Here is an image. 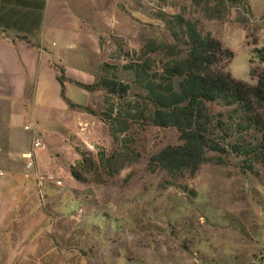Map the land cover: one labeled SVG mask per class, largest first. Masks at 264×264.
<instances>
[{"label": "rangeland", "instance_id": "374dc122", "mask_svg": "<svg viewBox=\"0 0 264 264\" xmlns=\"http://www.w3.org/2000/svg\"><path fill=\"white\" fill-rule=\"evenodd\" d=\"M245 3L104 0L96 5L86 44L91 83L85 85L107 76L108 65L117 67L106 69L130 90L120 98L70 82L67 100L59 91L41 108L44 144L35 169L27 170L24 154L19 155L13 160L18 189L4 190L17 192L13 198L20 205L8 220L0 219V264H264V162L250 165L231 151L239 137L229 130V108L208 104L207 136L227 153L208 152L196 172H169L153 158L180 145V133L153 125L147 93L125 68L149 61L162 72L177 55L184 56L185 44L168 23L182 16L234 53L226 70L235 79L256 83L251 72L260 65L253 52L264 45V0ZM250 136L243 137L244 145L252 144ZM4 143L0 156L7 159ZM31 147L32 141L25 153ZM3 158L0 183L10 176ZM3 197L0 193V202Z\"/></svg>", "mask_w": 264, "mask_h": 264}, {"label": "trees", "instance_id": "16d2710c", "mask_svg": "<svg viewBox=\"0 0 264 264\" xmlns=\"http://www.w3.org/2000/svg\"><path fill=\"white\" fill-rule=\"evenodd\" d=\"M227 2L231 5L247 6L245 0ZM168 23L172 25L170 31L174 38L185 44V55H177V58L164 66L162 72L154 71L149 61L125 66L128 71L134 73L135 83L139 88L147 93L146 99L153 107L149 110L153 125L160 128L173 127L180 133L182 143L162 150L153 158V162L169 172L181 170L196 172L208 161V152L227 153L223 148L210 142L207 136V125L212 123L208 104L220 103L229 108L226 116L229 130L239 137L231 151L245 157V163L251 165L257 161L263 164L264 45L255 48L253 52V58L260 65L251 72V78L256 82L251 84L235 79L226 70L234 58V53L227 50L212 34L199 32L195 25L182 16H175L174 20ZM17 38L27 40L25 37ZM105 66L113 72L118 70L114 66ZM54 67L58 72L61 95L65 100L67 82L90 92L103 89L120 98L130 90L129 85L119 82L116 75L112 77L111 71L106 68L104 71L107 76L101 77L96 85L90 86L68 79L62 67L58 65ZM114 111L112 107L110 113ZM118 123L119 126L122 125L121 121ZM220 124L221 122L218 126H221ZM121 129L120 131H125V128ZM248 133L253 138L252 144L244 145L242 139ZM111 134L117 139V133L113 128ZM72 175L78 178L74 170Z\"/></svg>", "mask_w": 264, "mask_h": 264}, {"label": "crops", "instance_id": "0c3cea01", "mask_svg": "<svg viewBox=\"0 0 264 264\" xmlns=\"http://www.w3.org/2000/svg\"><path fill=\"white\" fill-rule=\"evenodd\" d=\"M102 1L0 0V142L8 147L4 154L7 159H0L10 173L0 183V193L5 197L0 202L2 221L20 205L19 199L13 198L17 192L4 190L18 189L19 167L13 160L25 154L34 137L25 127L34 124L41 132V108H48L52 96L61 92L54 66L62 67L68 79L91 83L86 44L93 19L90 15ZM70 87L65 83V91Z\"/></svg>", "mask_w": 264, "mask_h": 264}, {"label": "built area", "instance_id": "2783aa9c", "mask_svg": "<svg viewBox=\"0 0 264 264\" xmlns=\"http://www.w3.org/2000/svg\"><path fill=\"white\" fill-rule=\"evenodd\" d=\"M25 130H29V131L31 130L34 132L32 147L23 156L24 159L26 160V169L33 171L36 166L37 152L43 148V144H44L43 135L39 130H37L34 124H30L26 126ZM0 176H3V172L1 171H0Z\"/></svg>", "mask_w": 264, "mask_h": 264}]
</instances>
